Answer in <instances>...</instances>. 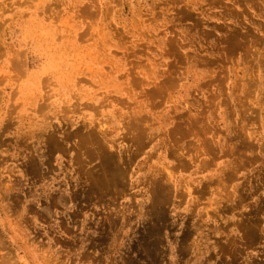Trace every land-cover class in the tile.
<instances>
[{
    "label": "rangeland",
    "instance_id": "obj_1",
    "mask_svg": "<svg viewBox=\"0 0 264 264\" xmlns=\"http://www.w3.org/2000/svg\"><path fill=\"white\" fill-rule=\"evenodd\" d=\"M0 264H264V0H0Z\"/></svg>",
    "mask_w": 264,
    "mask_h": 264
}]
</instances>
